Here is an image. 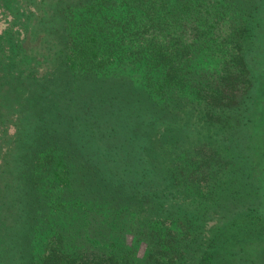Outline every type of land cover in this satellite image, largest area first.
Segmentation results:
<instances>
[{
    "label": "trees",
    "instance_id": "16d2710c",
    "mask_svg": "<svg viewBox=\"0 0 264 264\" xmlns=\"http://www.w3.org/2000/svg\"><path fill=\"white\" fill-rule=\"evenodd\" d=\"M242 5L0 0V264H217L221 156L264 139Z\"/></svg>",
    "mask_w": 264,
    "mask_h": 264
},
{
    "label": "rangeland",
    "instance_id": "374dc122",
    "mask_svg": "<svg viewBox=\"0 0 264 264\" xmlns=\"http://www.w3.org/2000/svg\"><path fill=\"white\" fill-rule=\"evenodd\" d=\"M242 1L241 8L247 7L246 10L250 13L256 7H260V12L258 15L256 13L255 18L262 22V28L257 36L255 34L254 45L250 44L249 49L251 57L256 59L252 66L258 73L262 72L264 75V65L259 62V56H264V0ZM3 28L4 25L1 24L0 31ZM225 28L227 27L223 26V29ZM257 40H261L263 44L257 46ZM261 62L264 63V60ZM209 65L213 67L214 62H210ZM251 94L254 96L253 92ZM250 100L253 108L256 104L255 99L252 97ZM257 104L261 105L258 111L260 112L264 100ZM261 113L259 116L262 118ZM249 127L250 125L247 128ZM218 132L222 133L221 130ZM241 144L244 149L246 143ZM245 153L243 156L242 152L237 154L234 152L233 158L225 153L221 156L224 165L223 168L217 169L221 175L219 182L221 194L220 197L215 195L214 203L211 201L208 209H205L206 231H202L204 237L208 239L207 243H210L214 238L213 234L219 231L217 264H264V139L256 141V144L247 151L245 149ZM197 193L195 190L191 192L192 195ZM228 239L231 241H227ZM139 251L141 255L146 251L144 242L140 243Z\"/></svg>",
    "mask_w": 264,
    "mask_h": 264
}]
</instances>
